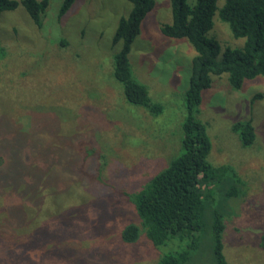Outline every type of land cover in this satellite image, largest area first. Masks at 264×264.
<instances>
[{"label":"rangeland","instance_id":"1","mask_svg":"<svg viewBox=\"0 0 264 264\" xmlns=\"http://www.w3.org/2000/svg\"><path fill=\"white\" fill-rule=\"evenodd\" d=\"M64 1L49 0L41 27L23 5L0 15V178L13 177L0 180V264H62L54 251L65 248H75L66 264H155L158 253L144 235L128 246L116 234L129 221L140 223L126 192L182 152L196 50L162 33L161 25L172 21L171 3L155 0L128 55L135 78L163 108L155 114L129 102L114 76L122 49L114 35L131 2L76 0L61 17ZM208 34L220 42L219 58L224 46L245 41L218 14ZM199 108L212 141L209 160L234 167L249 189L245 198H231L237 215L227 216L224 253L230 264H264V76L237 89L227 74L214 75ZM240 120L255 127L252 145L233 129ZM32 182L33 194L24 192ZM102 193L113 201L106 226L104 214L93 217L97 209L89 206ZM108 197H100L104 207ZM56 211L66 212L65 231L48 224ZM87 222L95 234L86 232ZM32 238L44 242L25 249L21 243ZM98 244L113 249L95 252ZM212 251L204 239L199 263Z\"/></svg>","mask_w":264,"mask_h":264},{"label":"trees","instance_id":"2","mask_svg":"<svg viewBox=\"0 0 264 264\" xmlns=\"http://www.w3.org/2000/svg\"><path fill=\"white\" fill-rule=\"evenodd\" d=\"M75 1L63 2L61 17ZM128 1L132 9L129 15L120 18L114 35V42H122L121 51L115 55L114 76L123 84L129 102L158 114L163 108L152 103L147 86L135 78L128 56L155 0ZM218 2L195 0L191 4L188 0H170L172 21L160 27L164 35L187 39L196 50L190 85L186 92L188 115L183 123L182 152L156 174L146 177L140 187L126 192L140 223L129 221L116 234L118 241L128 246L137 243L144 235L158 253L155 264H230L224 253V231L227 218L237 215L236 208L231 205V198L243 194L245 198L249 191L246 188L248 184L234 167L228 164L215 165L209 160L212 141L207 125L200 119L198 112L202 92L212 85L214 75L227 74L230 85L237 89L248 79L264 76V0H224L222 5ZM20 5L29 12L35 24L41 27L49 0H0V15ZM216 14L228 24L235 38L245 39L240 47L224 46L222 58H219V40L215 35L208 34L213 29ZM66 43L63 39L62 44ZM233 129L243 145L255 142L256 132L251 120L237 121ZM23 136L26 137V134ZM17 163H20V159ZM0 180L7 184L6 180H13V177H1ZM27 190L33 194V182L26 185L24 192ZM100 197L108 196L98 194V203L91 201L89 206L97 209L93 211V217L104 214L106 226V221L111 217L110 206L113 201L108 197V206L104 207L100 204ZM65 216L66 212H53L48 218V224H59L58 228L65 231L64 227L67 226H62L67 225L63 222ZM88 224L86 232L95 234L93 227ZM74 225L69 227V231L73 230ZM73 236L61 235L60 239H72ZM204 239L212 241V256L207 263H199L197 257ZM42 242V238H32L30 242L24 241L21 244L27 249L40 247ZM98 248L94 251L102 254L106 253V248L113 249L109 245L105 247L100 244ZM74 249L65 248L61 252L55 250L54 256L66 264L68 256L74 258ZM47 254L50 255V252L47 251Z\"/></svg>","mask_w":264,"mask_h":264}]
</instances>
